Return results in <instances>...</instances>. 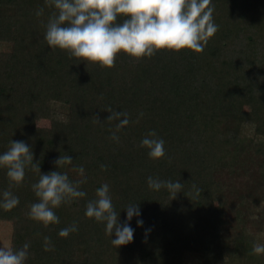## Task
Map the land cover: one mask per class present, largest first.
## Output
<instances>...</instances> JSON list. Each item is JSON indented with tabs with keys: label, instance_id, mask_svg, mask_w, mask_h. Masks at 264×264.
Instances as JSON below:
<instances>
[{
	"label": "trees",
	"instance_id": "16d2710c",
	"mask_svg": "<svg viewBox=\"0 0 264 264\" xmlns=\"http://www.w3.org/2000/svg\"><path fill=\"white\" fill-rule=\"evenodd\" d=\"M212 3L218 30L202 52L158 50L141 59L121 52L103 68L50 49L44 33L53 9L45 0H0V152L11 139L23 140L41 172L69 154L86 177L80 187L87 196L56 208L60 222L48 227L28 215L39 173L29 167L10 189L20 203L0 209V219L12 223L10 247L30 244L26 264H182L185 252L202 264H264V253L253 251L264 244V136L242 130L244 123L264 129V0ZM106 109L129 113L119 142L111 139L116 121ZM151 129L165 140V158L154 160L140 146ZM58 170L83 179L72 165ZM148 176L179 179L182 192L172 199L152 190ZM105 182L120 221L130 202L144 221L137 226L134 217L133 241L118 247L103 223L84 214ZM9 184L0 168V191ZM193 185L201 189L197 198ZM73 222L78 231L58 236Z\"/></svg>",
	"mask_w": 264,
	"mask_h": 264
},
{
	"label": "clouds",
	"instance_id": "9594fccd",
	"mask_svg": "<svg viewBox=\"0 0 264 264\" xmlns=\"http://www.w3.org/2000/svg\"><path fill=\"white\" fill-rule=\"evenodd\" d=\"M45 3L53 9L44 33L50 49L64 50L86 64L91 62L103 68L113 67L121 52L135 59L150 58L158 50L200 53L218 30L213 19L212 0H45ZM43 13L44 9L39 8L35 14L41 16ZM106 110L110 113L107 120L116 121L111 139L119 142L117 133L129 125V113ZM95 119L101 123L97 117ZM140 146L147 148L148 156L154 160L166 156L165 140L154 129L142 137ZM72 162V156L66 154L55 161V170L41 172L30 146L23 140L11 139L7 150L0 152V168L6 170L10 181L9 188L0 191V209L12 210L19 205V196L10 189L24 182L26 169L30 167L39 173V179L31 185L38 199L30 205L28 215L44 227L58 224L60 219L56 208L87 196L80 187L86 182L85 169ZM64 165H72L83 179H69L67 172L58 170ZM147 184L155 191L165 189L172 199L183 188L179 179L163 180L153 176L147 177ZM192 187V197L197 198L201 189L195 185ZM124 210L126 218L121 222L110 186L105 182L96 188L95 198L87 200L84 214L103 223L111 243L118 247L133 241L135 229L130 221L134 217L137 226L144 223L138 203L130 202ZM76 231L78 224L73 222L61 228L58 236L66 238ZM43 239V246L48 250L50 237L44 236ZM29 248L27 242L19 248L0 246V264H26ZM253 251L264 253V244L255 245Z\"/></svg>",
	"mask_w": 264,
	"mask_h": 264
},
{
	"label": "rangeland",
	"instance_id": "374dc122",
	"mask_svg": "<svg viewBox=\"0 0 264 264\" xmlns=\"http://www.w3.org/2000/svg\"><path fill=\"white\" fill-rule=\"evenodd\" d=\"M241 111H244L247 114H255L256 110L255 107L253 106H243L240 108ZM39 120V124L41 126H45V127H49L50 126V121L46 118H40ZM242 130L244 133H246L247 135L253 136L254 132L257 133L258 136H264V129L263 127H253L251 126L249 123H244L242 126ZM248 175V174H247ZM246 180H251V178L247 177ZM236 199H235V204H236ZM258 209V211L260 210V208L262 209V206L259 205L258 207H256ZM258 216V215H254ZM244 221L246 222V224H250L252 223V219H250L249 215L244 218ZM264 226V225H262ZM12 223L11 221H7V220H1L0 219V246L3 247H10L11 246V236H12ZM263 233L260 232L259 233V241L261 240ZM179 257V255H178ZM180 258L182 260V264H202V260L200 258L199 255H196L194 253H190V252H185L184 254L180 255Z\"/></svg>",
	"mask_w": 264,
	"mask_h": 264
}]
</instances>
